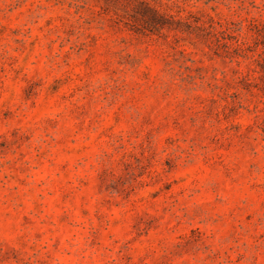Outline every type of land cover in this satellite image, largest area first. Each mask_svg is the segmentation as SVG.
<instances>
[{"label": "rangeland", "instance_id": "374dc122", "mask_svg": "<svg viewBox=\"0 0 264 264\" xmlns=\"http://www.w3.org/2000/svg\"><path fill=\"white\" fill-rule=\"evenodd\" d=\"M0 264H264V0H0Z\"/></svg>", "mask_w": 264, "mask_h": 264}]
</instances>
